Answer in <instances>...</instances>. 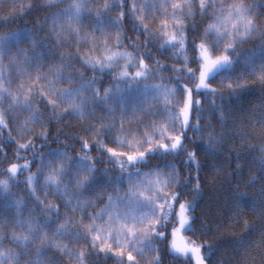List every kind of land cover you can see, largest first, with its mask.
Segmentation results:
<instances>
[{"label":"snow or ice","instance_id":"obj_1","mask_svg":"<svg viewBox=\"0 0 264 264\" xmlns=\"http://www.w3.org/2000/svg\"><path fill=\"white\" fill-rule=\"evenodd\" d=\"M47 6L54 7L55 0H49ZM31 7L33 5H28L29 10ZM113 8L121 11L107 19L101 18L100 10L96 11V31L101 33V37H97L95 32L81 36L85 14L92 15L88 0H72L66 8L52 13L48 18L52 22L51 35L56 43L67 41L69 36L77 37L80 43H90L89 51L77 49L75 57L71 53H61L62 61L78 59L92 72H115L114 83L103 91L97 87L95 76L86 78L78 69L76 76L67 72L66 69L73 67L71 63H61L44 72L41 60L49 53L37 52V49L50 50L51 46L44 39H38L34 30L23 28L0 35V129L8 131L7 142L17 144L13 156L17 161H23L10 162L5 153L3 162L7 163V167L0 171V176H6L0 179V207L16 210L15 224L20 229L18 232L13 230L10 237L19 250L5 248V234L0 231V264H47L41 253V249L46 247L56 248L76 264H88V257L92 254L115 258L119 264H141L138 257H145L149 253L154 254L150 264H164L165 251L174 258L193 259L195 264H208L212 258L211 251H203L206 247L211 249V244L197 243L184 236L185 232L195 230L197 218L193 213L201 193L202 165L197 150L190 151L185 143L190 139L186 136L187 130L203 131L199 115L195 123L192 122L194 108L201 109V101L193 98V91L199 93L204 90L212 96L224 98V88L230 93L246 88L248 82L245 73L232 74L240 63L238 46L253 38H259L260 44L258 49L249 50L244 65L248 69L247 74L255 76L264 86V23L259 22L260 14L255 6L245 3V0H160L159 3L145 0L139 6L133 0L130 11L139 25L138 30L145 34V40L141 42L137 37L130 45L136 51H130L123 42L127 37L120 31L126 15L123 0L105 3L103 10L108 13ZM196 8L201 17L208 16L211 20L199 37L189 41L185 21L195 18ZM146 9L152 12L159 10L163 14L164 18L154 30L145 23ZM14 19V15L5 16L0 18V24L11 23ZM108 29L113 31L109 32ZM190 42L198 54L196 69L189 67V57L186 55ZM26 43L30 44V48L22 46ZM157 43L161 54L169 49L175 50L173 55L182 61V65H172V70L194 79L196 83L192 88L183 84L179 76L175 85L164 83L166 78L162 75L157 77V70L166 65L156 59L153 67L144 58L155 59L149 44L155 46ZM141 47L145 49L144 52L139 51ZM5 59L9 60L7 71L3 64ZM12 69L27 80L14 91L11 88ZM157 78L159 83L154 82ZM217 78H220L219 89L210 83ZM63 81H67L69 86H61ZM40 101H43V109L50 111V120L45 119ZM4 104H7V109L2 107ZM154 104H159L158 110H154ZM212 106L214 109L222 107L216 105L214 99ZM98 108L106 109V112L97 116ZM17 109L29 113L27 119L16 128L21 139L26 140L25 143L12 136V129L8 128L5 118V112L15 117ZM65 116H92L100 122L90 123L85 130L86 136L69 137L78 140L79 154L73 156L67 145L64 149L40 152L34 140L40 138L47 141V124ZM156 116L160 119H155ZM219 119L222 125L226 123L223 111L219 112ZM255 123L264 126V112L260 113ZM37 124L41 126L40 131L33 135L35 128L29 125ZM207 127L213 129L210 123ZM236 134L235 131L226 133L222 130L219 134L214 129L208 131L204 150L214 154L218 146L224 143L226 135ZM238 134L244 136L243 132ZM106 136L117 147H109ZM125 148L129 151L119 150ZM94 149L105 153L107 162L115 164L120 170V176L108 181L113 185L112 192L101 194L106 197L103 207L83 196V190L99 183L94 175L99 171L97 161L105 163L103 156L90 155ZM29 150H32L31 158L20 155ZM72 151H76L75 148ZM181 153L186 159H181L179 164L169 163L166 159L168 156L179 157ZM150 158H160L161 162L151 165ZM37 164L33 173L31 169ZM141 166H149L148 171H143ZM181 167L185 168L186 175H182ZM104 171L107 173L109 169ZM21 175H24L22 181L19 179ZM193 180L196 181L194 185ZM258 181H264V155L260 159V175L251 176L248 183L256 184ZM19 183L26 186L29 195L45 213L55 214V221H52L51 215L44 217L43 224L32 215L23 216V199L11 195L12 186ZM124 183L128 185L124 191L115 186ZM38 186L45 197L43 201L38 194ZM189 186L196 196L191 200L182 199L186 195L182 190ZM50 195L61 197L68 209L63 213V222H60V205L48 200ZM260 195L264 197V183L261 184ZM233 198L237 212L242 213L247 207L264 217V199L257 205L247 192L240 191L239 185L233 190ZM90 208L98 210L90 212ZM69 212L80 215H69ZM85 217L89 223H85ZM173 218L176 226L171 228L169 240V234L162 229L172 224ZM52 223H56L57 227L50 236L44 225ZM245 227H248L246 221ZM64 238L83 240L86 246L70 248L62 243ZM157 240L166 242L164 250L156 244ZM238 243L241 247L254 243L258 251L264 252V233L258 241L241 239ZM32 248L36 250L35 258L30 256ZM239 264H249L247 254Z\"/></svg>","mask_w":264,"mask_h":264},{"label":"trees","instance_id":"obj_2","mask_svg":"<svg viewBox=\"0 0 264 264\" xmlns=\"http://www.w3.org/2000/svg\"><path fill=\"white\" fill-rule=\"evenodd\" d=\"M113 0H88V7L92 11V15L85 14L81 24V36L86 33L95 32L97 37H101V33L96 31V11L100 10L101 18L107 19L108 16L115 17L121 9L113 8L110 12L105 13L103 8L105 3H112ZM124 8L123 11L126 13L122 28L120 31L127 37L124 39V44L129 46L130 51H136L132 49L130 45L136 38L143 42L145 40V34L139 31V25L135 20L133 14L130 11L133 0H123ZM145 0H135L137 6L143 4ZM152 2L159 3L160 0H152ZM49 0H0V18L5 16L14 15L15 19L11 23L0 24V35L17 30L28 28L34 30L37 33L38 39H44V42L51 46L50 50L39 48L37 52H48L49 54L44 56L41 63L44 65L43 71L48 72L49 68L60 65L61 63H71L72 68L66 69L67 72L76 76V70L83 72L86 78H92L93 76L97 79V87L101 88V91L105 87H110L114 83L115 72L112 73H101L90 71L80 60L72 59L70 61H62L60 58L61 53H71L75 57L77 49L81 52L90 50V43H80L79 39L74 36H69L67 41L56 43L54 37L51 35L52 22L48 19L52 13L58 12L62 8H66L72 3V0H56L54 7H48ZM245 3L254 5L259 15V22L264 23V0H245ZM13 5H23V7H13ZM28 5H33L29 10ZM169 11L171 8L169 6ZM196 16L194 19H187L185 23L188 25L187 32L189 41L194 37H199L203 28L210 22L211 17H201L198 8L194 9ZM211 11V10H209ZM20 13H23L21 16ZM146 20L149 28L156 29L159 21L163 19L161 11L157 10L152 12L146 9ZM43 25L41 28L40 26ZM195 28V30H193ZM136 29V30H134ZM109 32L113 31L108 29ZM198 42V40H197ZM260 44L259 38H253L247 42L241 43L238 46L237 52L240 55V63L236 65V71L233 76L245 73V79L247 80V87L237 93H230L226 88L222 89L224 98L221 96H212L209 92L201 90L199 93L193 91V98L201 101V109L194 108V115L192 122L195 123L196 116L201 117L200 124L203 128L202 132H195L191 129L187 130L186 136L189 140L185 143L188 145L189 150H197V157L202 165L201 172V193L197 198V204L195 212L196 221L194 223V231L185 232V236L197 243L211 244V249L204 248L205 253L211 251L212 258L208 261V264H239L241 259L246 258L249 260V264H264V252L258 251L254 243L246 244L243 247L238 243L239 240L245 239L250 241H258L261 234L264 233V217L259 212H253L251 208H244L243 212H237L234 209V198L233 190L236 185L240 186V191L247 192L251 197L255 199L257 205L264 199L261 197V184L264 181H258L256 184H249L248 181L251 176L260 175V159L264 155V126H259L255 123L261 112H264V86H262L255 76L248 75V69L244 65V60L247 58V54L251 49H258ZM25 48H30V44L26 43L22 45ZM153 56L155 59L145 60L155 67V60L158 59L162 65H166L157 70V77L159 75L164 76L166 79L164 83L176 84V77L179 76L181 82L186 84L189 88H192L196 81L189 79L185 73H176L172 70V65L181 66L182 61L175 58L173 52L175 50L169 49L163 54L158 50L159 44H149ZM15 51V50H13ZM140 52H144L145 49L141 47ZM31 54V53H30ZM96 54H99L96 53ZM186 55L189 57V67L197 68V52L193 49L191 42L188 44ZM236 57L234 56V59ZM6 70L9 68V60L3 61ZM31 70V69H30ZM132 71V69H129ZM198 75V73H197ZM12 85L11 87H17L21 83H27L26 78L18 76L15 69L11 70ZM151 82V81H150ZM154 82L159 83V79H155ZM212 87L220 88V78L210 81ZM61 86L67 87L68 82L63 81ZM90 95V94H89ZM237 97H239L237 99ZM181 98V97H180ZM215 100L216 105L222 106L221 108L214 109L212 101ZM40 105L43 109V101H40ZM7 109V104L2 106ZM223 111L226 117V123L223 125L219 119V112ZM106 112V109H97L96 115H102ZM46 120L51 119V113L48 110H44ZM29 116V113L22 109H17V115L15 117L8 115L5 112V118L8 124V128L12 129V136L15 137L20 143H25L26 140L21 139L17 134L16 128L21 125L25 119ZM147 119V118H145ZM99 123L95 117L89 116L85 118H79L74 116H65L62 119H55L53 122L47 124V131L49 139L47 141L36 138L34 140L37 148L40 152H47L49 149H64L67 145L68 151L73 155L79 154L80 144L77 139H69V137L86 136L85 131L90 123ZM213 126V129L217 134L222 130L227 132L235 131L236 135H226L225 141L221 146H218V150L213 153H208L204 150V145L207 143L206 133L212 131L207 127L208 124ZM29 127L35 128V135L40 131V125H29ZM243 132L244 136L241 137L238 133ZM52 137H56L53 140ZM203 137V142H201ZM105 140L109 147H117L112 143L109 137H105ZM195 140L196 143H192ZM8 131L0 129V146L3 151L0 152V171L7 167V163H4V154L6 153L10 162L23 163L22 160L17 161L13 156V153L17 150L16 143H8ZM43 145V147H41ZM75 148L76 151H72ZM122 151H129V149H119ZM32 150L27 152H21L20 155H27L31 158ZM93 157L103 156L105 163L97 161V168L99 169L94 175L97 177L99 183L91 186L90 189L83 190V196L91 199L100 207L106 203V197L101 195L105 192H112L113 185L108 181L113 180L115 177L120 176V170L113 163L107 162V155L96 151L95 149L90 153ZM167 161L169 163H180L181 159L186 157L181 153L179 157L168 156ZM151 165H155L161 162L160 158L151 159ZM37 165H34L31 171L36 172ZM215 167V170L213 168ZM143 171H148L149 166H141ZM109 169L105 173L104 169ZM182 175H186V170L181 167ZM24 175H27L25 173ZM24 175L19 176L22 181ZM193 175L195 172L193 171ZM6 178V176H0V179ZM125 181L127 175L124 176ZM68 182V181H66ZM195 180L192 181L194 185ZM42 184V181H41ZM116 187H123L124 184L115 185ZM51 191V190H47ZM186 192V195L182 199H193L196 193L191 191V186L188 189L182 190ZM38 194L40 199L43 201L45 197L40 191L38 186ZM11 195L17 199H23L25 207L23 208V216L28 217L29 215L34 216L42 224L46 215H51L52 221L56 220L55 214L45 213L39 203L32 199L26 190V186L23 183L14 184L11 188ZM48 200H51L60 205V222H63L64 215L68 211L63 200L59 196L50 195ZM98 209L90 208V212H95ZM69 215H80L79 213H71ZM16 210L5 209L0 207V231L5 234L3 245L5 248H16L19 250V246L11 240V233L13 230L17 232L20 229L15 224ZM245 221L248 227H245ZM85 223H89L87 217H85ZM176 226L175 218L174 222L170 224L166 229H162L168 235V239H171L170 232L171 228ZM45 230L49 232L51 236L52 231L57 227L56 223L51 225H44ZM62 243L67 244L70 248H83L86 246V242L74 241L69 238H64ZM156 244L164 250L166 242L157 240ZM43 259L47 264H76V261L72 260L69 256L64 255L54 247H46L41 249ZM152 253H149L145 258H138L141 260V264H150ZM32 258L36 257V250L32 248L30 252ZM164 264H195L193 259L185 260L183 258H174L164 252ZM88 264H119V261L115 258H106L104 255L92 254L88 257Z\"/></svg>","mask_w":264,"mask_h":264},{"label":"rangeland","instance_id":"obj_3","mask_svg":"<svg viewBox=\"0 0 264 264\" xmlns=\"http://www.w3.org/2000/svg\"><path fill=\"white\" fill-rule=\"evenodd\" d=\"M56 1V0H55ZM227 2H231V0H227ZM6 69V68H5ZM7 71V70H6ZM12 88V87H11ZM15 88L16 87H14V89L12 88V90L14 91L15 90ZM178 92H179V90H178ZM178 98H180V96L178 95ZM153 108H154V110H158L159 109V104H154L153 105ZM155 119H157V120H159L160 119V117L159 116H156L155 117ZM165 171H167V169H165ZM128 187V185L125 183V186H121V187H119L120 189H121V191H124V190H126V188ZM173 222H174V218H173ZM184 236H185V233H184ZM186 237V236H185ZM138 258H145V257H138ZM195 262V261H194Z\"/></svg>","mask_w":264,"mask_h":264}]
</instances>
